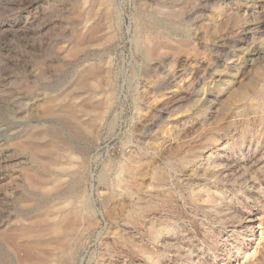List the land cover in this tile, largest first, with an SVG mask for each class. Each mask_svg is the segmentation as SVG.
I'll use <instances>...</instances> for the list:
<instances>
[{
    "label": "rangeland",
    "instance_id": "374dc122",
    "mask_svg": "<svg viewBox=\"0 0 264 264\" xmlns=\"http://www.w3.org/2000/svg\"><path fill=\"white\" fill-rule=\"evenodd\" d=\"M0 264H264V0H0Z\"/></svg>",
    "mask_w": 264,
    "mask_h": 264
},
{
    "label": "bare ground",
    "instance_id": "6f19581e",
    "mask_svg": "<svg viewBox=\"0 0 264 264\" xmlns=\"http://www.w3.org/2000/svg\"><path fill=\"white\" fill-rule=\"evenodd\" d=\"M63 221H66V220H63ZM70 224V223H69ZM60 227L61 226H54V227H52L53 229H52V231H54V234H55V232H58L59 230H60ZM72 227L70 226V229H71ZM59 233V232H58ZM54 238V237H53ZM62 238V237H61ZM63 239V238H62ZM65 239V238H64ZM56 240V239H55ZM57 240H61V239H57ZM64 243V242H63ZM63 243H61V244H63ZM56 244V243H55ZM58 246V245H57ZM43 252V251H42ZM253 252V251H252ZM41 256V255H40ZM46 257V256H45ZM39 261V260H38ZM41 261H43L42 260V258H41ZM45 261V260H44ZM41 263V262H40Z\"/></svg>",
    "mask_w": 264,
    "mask_h": 264
}]
</instances>
